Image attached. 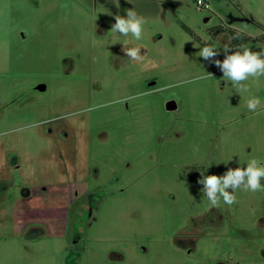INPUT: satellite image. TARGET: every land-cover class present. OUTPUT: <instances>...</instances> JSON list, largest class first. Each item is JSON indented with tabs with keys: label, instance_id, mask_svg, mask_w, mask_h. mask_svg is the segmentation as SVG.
Listing matches in <instances>:
<instances>
[{
	"label": "rangeland",
	"instance_id": "1",
	"mask_svg": "<svg viewBox=\"0 0 264 264\" xmlns=\"http://www.w3.org/2000/svg\"><path fill=\"white\" fill-rule=\"evenodd\" d=\"M204 1L0 0V264H264V191L198 183L264 162V76L239 95L198 56L264 51V0ZM129 8L140 41L110 31Z\"/></svg>",
	"mask_w": 264,
	"mask_h": 264
},
{
	"label": "clouds",
	"instance_id": "2",
	"mask_svg": "<svg viewBox=\"0 0 264 264\" xmlns=\"http://www.w3.org/2000/svg\"><path fill=\"white\" fill-rule=\"evenodd\" d=\"M202 2V0H201ZM115 23L111 26V32L118 33L123 37L131 36L135 41L143 39L145 18L139 15L135 9L129 8L125 16L116 15ZM130 40L122 42L123 51L134 62H143L145 56L141 54V47H129ZM225 58L221 61L215 59L219 52L214 46H205L198 52V56L204 60L212 61L223 73L222 79L230 82L239 95L250 91L246 81L250 78L259 79L264 76V52H254L250 47L241 45L239 50L233 51L229 45L223 47ZM231 53V54H229ZM212 74L207 73L203 78ZM260 105L258 97L247 100V108L255 112ZM247 167L228 169L223 175H207L201 172L199 184L203 185L202 196L206 197L212 207H219L221 199L223 203L231 207L238 203L235 195L237 190L245 192L264 191V162L256 158L247 161ZM253 215L255 210H252Z\"/></svg>",
	"mask_w": 264,
	"mask_h": 264
},
{
	"label": "trees",
	"instance_id": "3",
	"mask_svg": "<svg viewBox=\"0 0 264 264\" xmlns=\"http://www.w3.org/2000/svg\"><path fill=\"white\" fill-rule=\"evenodd\" d=\"M182 28L187 32L189 33L191 36L197 38V36H195V34L184 24H182ZM260 39V38H259ZM197 40H199L197 38ZM257 42L259 41L258 39L256 38H251L250 36H247L243 33H237L236 31H232L231 30V35H230V46L231 47H236V46H241V45H245L249 42ZM254 52H264L263 50L261 49H254L252 50ZM68 235V234H67Z\"/></svg>",
	"mask_w": 264,
	"mask_h": 264
},
{
	"label": "water",
	"instance_id": "4",
	"mask_svg": "<svg viewBox=\"0 0 264 264\" xmlns=\"http://www.w3.org/2000/svg\"><path fill=\"white\" fill-rule=\"evenodd\" d=\"M39 89L44 90L45 88L43 86H40ZM165 106H166V110L168 112H174L178 109V107L174 101H170V102L166 103Z\"/></svg>",
	"mask_w": 264,
	"mask_h": 264
},
{
	"label": "built area",
	"instance_id": "5",
	"mask_svg": "<svg viewBox=\"0 0 264 264\" xmlns=\"http://www.w3.org/2000/svg\"><path fill=\"white\" fill-rule=\"evenodd\" d=\"M197 6L200 8H204V9H208L209 8V4L207 2H205L204 0H197Z\"/></svg>",
	"mask_w": 264,
	"mask_h": 264
}]
</instances>
